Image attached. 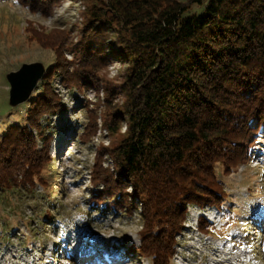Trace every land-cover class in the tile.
<instances>
[{
    "label": "trees",
    "instance_id": "obj_1",
    "mask_svg": "<svg viewBox=\"0 0 264 264\" xmlns=\"http://www.w3.org/2000/svg\"><path fill=\"white\" fill-rule=\"evenodd\" d=\"M17 1L43 17L60 2ZM84 1L93 3L84 9L73 61L64 55L65 31L25 29L31 41L55 52L56 63L30 99L27 126L10 127L0 139V191L36 181L49 189L42 176L51 157L41 121L64 110L53 77L59 74L69 91L91 85L103 94V108L87 109L79 141L90 143L99 130L112 140L96 149L91 203L114 213L138 210L139 242L129 254L170 264L188 206L221 209L227 194L217 165L230 174L246 163L264 128V0ZM202 4L200 14H187ZM109 31L119 47L113 55L126 63L121 101L100 88ZM207 224L200 217L198 230L208 233Z\"/></svg>",
    "mask_w": 264,
    "mask_h": 264
},
{
    "label": "rangeland",
    "instance_id": "obj_2",
    "mask_svg": "<svg viewBox=\"0 0 264 264\" xmlns=\"http://www.w3.org/2000/svg\"><path fill=\"white\" fill-rule=\"evenodd\" d=\"M92 3L60 0L43 17L17 0H0V139L10 127L27 126L30 99L56 63L54 51L29 39L27 25L47 32L65 31L64 55L67 61H73L78 57V43L85 28L84 9ZM203 7L194 5L187 14H200ZM115 43L109 31L108 66L99 79L100 88L115 93V100L121 101L126 63L113 55L119 48ZM35 62L44 66L43 77L26 102L10 106L6 75L22 64ZM51 85L64 105V110L41 121L51 157L42 177L51 192L48 195L49 189L37 181L34 187L19 184L0 191V264H149L129 254L130 247L139 242V211L131 215L114 213L91 203L89 175L95 152L100 144L108 146L112 140L103 130L87 144L79 141V135L87 122V109L102 110L103 94H97L91 85L82 92L69 91L61 85L59 74L54 75ZM33 134L41 146L43 140L36 132ZM255 141L246 152V163L230 174H224L223 167L217 165V177L227 199L220 210L210 206L213 209L201 211L208 233L193 230L199 207L188 206L184 230L176 237L170 264H264V128Z\"/></svg>",
    "mask_w": 264,
    "mask_h": 264
},
{
    "label": "water",
    "instance_id": "obj_3",
    "mask_svg": "<svg viewBox=\"0 0 264 264\" xmlns=\"http://www.w3.org/2000/svg\"><path fill=\"white\" fill-rule=\"evenodd\" d=\"M44 73L45 68L39 62L22 64L18 70L8 73L6 80L10 86L8 94L9 105L15 107L26 102Z\"/></svg>",
    "mask_w": 264,
    "mask_h": 264
}]
</instances>
